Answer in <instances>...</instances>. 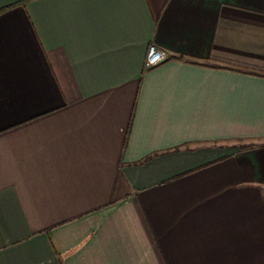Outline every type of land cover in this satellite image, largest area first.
Masks as SVG:
<instances>
[{
    "label": "crops",
    "instance_id": "1",
    "mask_svg": "<svg viewBox=\"0 0 264 264\" xmlns=\"http://www.w3.org/2000/svg\"><path fill=\"white\" fill-rule=\"evenodd\" d=\"M24 1L0 0V264H264V0Z\"/></svg>",
    "mask_w": 264,
    "mask_h": 264
},
{
    "label": "built area",
    "instance_id": "2",
    "mask_svg": "<svg viewBox=\"0 0 264 264\" xmlns=\"http://www.w3.org/2000/svg\"><path fill=\"white\" fill-rule=\"evenodd\" d=\"M147 53L144 57L145 66L147 68H153L155 65L164 62L165 59L168 57V51L158 48L157 46H149L147 47Z\"/></svg>",
    "mask_w": 264,
    "mask_h": 264
},
{
    "label": "trees",
    "instance_id": "3",
    "mask_svg": "<svg viewBox=\"0 0 264 264\" xmlns=\"http://www.w3.org/2000/svg\"><path fill=\"white\" fill-rule=\"evenodd\" d=\"M22 1H23V2L20 3V5H21V4H24V2H25L24 0H22ZM13 6H14V5H12L11 7H8V8H2V9H0V12L5 11V10L7 11V10L11 9Z\"/></svg>",
    "mask_w": 264,
    "mask_h": 264
}]
</instances>
